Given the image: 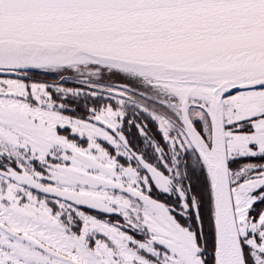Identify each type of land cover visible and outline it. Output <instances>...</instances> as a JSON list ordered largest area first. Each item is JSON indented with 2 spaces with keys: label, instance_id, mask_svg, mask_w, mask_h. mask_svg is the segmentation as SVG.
Segmentation results:
<instances>
[{
  "label": "snow or ice",
  "instance_id": "6c2138e0",
  "mask_svg": "<svg viewBox=\"0 0 264 264\" xmlns=\"http://www.w3.org/2000/svg\"><path fill=\"white\" fill-rule=\"evenodd\" d=\"M0 264H264V0H0Z\"/></svg>",
  "mask_w": 264,
  "mask_h": 264
}]
</instances>
